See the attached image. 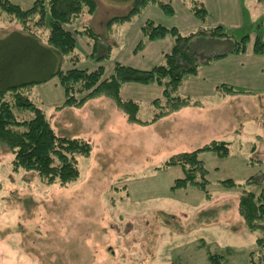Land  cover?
I'll use <instances>...</instances> for the list:
<instances>
[{
	"label": "rangeland",
	"instance_id": "1",
	"mask_svg": "<svg viewBox=\"0 0 264 264\" xmlns=\"http://www.w3.org/2000/svg\"><path fill=\"white\" fill-rule=\"evenodd\" d=\"M94 1L95 13L84 9L75 26L89 25L101 35L99 54L105 55L111 42L114 45L107 23L126 16L133 2L120 6L116 0ZM243 5L245 25L229 31V41L194 42L201 57L221 54L233 40L249 33L262 36L264 1L243 0ZM118 27L113 25L115 31ZM15 32L22 33L21 25L0 16L1 67L18 59L21 82L44 79L56 70V63L44 67L39 62L40 52L14 45ZM39 39L34 40L40 43ZM77 41L79 53L90 52L82 40ZM91 61L66 63L63 70L102 66H90ZM105 66L102 80L113 70V64ZM236 90L232 97H216L201 108L197 107L202 103L193 99L197 103L179 109L196 107L199 115L178 117L177 110L154 122L160 111L151 105L155 100L138 101V118L148 125L131 122L106 93L80 106L61 107L65 94L57 78L24 91L43 109L57 135L83 138L92 152L78 157L80 174L75 181L48 183L36 173L15 170L13 152L0 144V264H212V255L223 256V264H249L250 254L259 252L257 240L264 233L245 227L239 201L245 187L257 193L264 185H246L251 177L264 181V88ZM132 92L131 96L142 95ZM212 141L230 143V152L223 159L201 154L209 172L208 194L195 187L172 190L183 170L164 167V163ZM226 179L239 186L222 187L219 182Z\"/></svg>",
	"mask_w": 264,
	"mask_h": 264
},
{
	"label": "trees",
	"instance_id": "2",
	"mask_svg": "<svg viewBox=\"0 0 264 264\" xmlns=\"http://www.w3.org/2000/svg\"><path fill=\"white\" fill-rule=\"evenodd\" d=\"M116 1H132L133 5L126 16L109 20L108 29L114 24H121L140 16L151 5L159 8L167 17H172L174 14L170 0ZM185 3L192 15L200 22L201 28L196 32L183 34L176 28H166L150 20L144 22L141 32L146 41H158L168 37L172 40V49L164 55L160 64L143 71L116 61L110 54L109 47L105 55H100L99 50L104 38L95 33L89 25L81 28L75 26L84 9L89 14L95 13L97 5L94 0H34L33 5L28 9L15 4L13 0H0V16L8 22L16 21L21 25L22 33L15 32V36L12 35V38L17 39L14 45L28 52L36 54L40 52L42 56L39 62L44 67L56 63V70L44 79L27 82L19 80L18 59H12L5 66L4 64L0 66V144L7 146L13 152L14 169L36 173L48 183L67 184L79 177L78 157H88L92 152L91 144L83 138L57 135L43 109L24 93L27 89L47 83L54 78L58 79L65 94V101L61 107L80 106L90 97L106 93L128 114L131 122L142 125H148L149 122L138 118L141 103L121 98V89L127 83L156 85L163 89L161 100L151 103L155 109L160 110L151 122L182 107L197 103L181 94L185 78L196 76L201 67L208 66L214 61L229 55L245 54L250 35L233 40L231 47L221 54L201 57L198 50L193 47L196 39L229 41L232 36L220 26L207 28L205 25L207 10L200 0H187ZM257 29H260V25ZM36 37H40L39 42L42 40L45 45L34 40ZM77 39L84 42L90 49V54L79 53ZM143 47L144 42H141L135 49V54ZM253 53L264 57V41L260 34L256 35ZM85 58H91L96 63L112 60L113 70L104 80H102L105 72L103 66L93 70L76 68L63 70L64 64L74 65ZM236 92H238L236 89L226 85L217 88V93L222 96ZM21 115L29 118H22ZM229 146L228 142L212 141L191 152H181L170 157L164 163V167L178 166L183 170V177L176 180L172 190L195 187L208 194L209 172L200 156L203 153H213L219 158H227L230 152ZM254 183L261 185L264 181L257 182L251 177L246 185ZM219 184L226 189L239 186L232 179L221 180ZM239 213L249 231L264 233V185L257 193L244 188L239 201ZM257 243L259 252L256 256L254 252L250 254L249 264H264V236L259 238ZM209 259L212 264H223L226 260L220 255H212Z\"/></svg>",
	"mask_w": 264,
	"mask_h": 264
},
{
	"label": "crops",
	"instance_id": "3",
	"mask_svg": "<svg viewBox=\"0 0 264 264\" xmlns=\"http://www.w3.org/2000/svg\"><path fill=\"white\" fill-rule=\"evenodd\" d=\"M186 1L170 0L174 11L172 17L165 16L159 8L151 5L140 16L126 23L114 24L119 27L116 31L113 26L111 29H108L109 37L114 38V45L111 42L108 46L110 48V54L113 56V49H115L117 54L113 57L116 58V61L138 70L147 71L160 64L164 55L171 51L172 40L166 37L158 41H146L141 32V27L144 22L150 20L166 28H176L183 34L191 33L201 28L200 22L190 12L187 3H185ZM200 1L205 5L207 10V22L205 24L207 28L220 26L229 33V31H239L245 25L243 0ZM13 2L24 9H28L33 5L34 0H13ZM119 5L122 6V3L119 2ZM261 27L264 40V21H262ZM249 34L250 41L245 54L229 55L226 58L214 61L208 66L201 67L196 76H188L185 78L182 84L181 94L192 98V100L198 99L202 103V106L197 108H201L204 106V102H211L216 97H232L235 95H219L217 93V87L220 85H226L234 89L245 86L264 88V57L253 53L256 33L252 32ZM141 42H144V47L139 53L135 54L134 51ZM87 49L89 48L87 47ZM83 50L85 49H82V52H84ZM85 52L86 54H90L86 50ZM91 62L88 63L90 66L95 67L99 65V63ZM103 62L104 64H102ZM103 62L100 65L112 64L108 60ZM84 65L86 64L82 66L85 67ZM110 70V68L107 69V72H110ZM132 91H140L142 95L134 96L135 94H133L131 96ZM162 92L163 90L159 86H145L135 83H127L121 89L123 98L143 102L159 99L162 96ZM195 108H185L176 113H178V117H181L182 113V115H199L194 110ZM198 126L200 127V125Z\"/></svg>",
	"mask_w": 264,
	"mask_h": 264
}]
</instances>
